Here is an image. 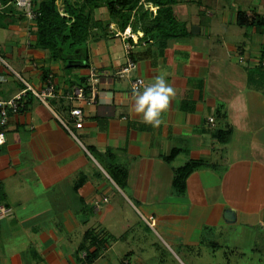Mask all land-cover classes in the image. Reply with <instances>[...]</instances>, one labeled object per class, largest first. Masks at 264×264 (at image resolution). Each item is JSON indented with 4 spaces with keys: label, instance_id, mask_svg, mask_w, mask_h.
Masks as SVG:
<instances>
[{
    "label": "crops",
    "instance_id": "1",
    "mask_svg": "<svg viewBox=\"0 0 264 264\" xmlns=\"http://www.w3.org/2000/svg\"><path fill=\"white\" fill-rule=\"evenodd\" d=\"M253 1L245 11L264 13V1ZM229 7L228 0H178L187 35L140 41L141 33L122 30L101 6L95 18L102 24L84 45L88 67L72 69L35 46L29 22L21 33L17 23L0 25L4 56L22 60L34 87L45 81L41 66L61 93L90 66L104 72L96 103L51 98L47 106L29 94L24 110L0 125V203L12 208L0 219V264H87L88 232L107 244L91 264H147L139 225L160 239L156 264H227L264 252V72L251 71L260 64L264 28L247 27L243 37L229 32L238 25V9ZM129 57L136 70L119 76ZM160 75L175 95L153 128L132 110L131 83ZM7 76L3 98L23 87ZM76 106L81 122L69 112ZM194 162L178 189L175 172Z\"/></svg>",
    "mask_w": 264,
    "mask_h": 264
},
{
    "label": "trees",
    "instance_id": "2",
    "mask_svg": "<svg viewBox=\"0 0 264 264\" xmlns=\"http://www.w3.org/2000/svg\"><path fill=\"white\" fill-rule=\"evenodd\" d=\"M1 1L6 5L10 0ZM32 1L34 9L38 12L35 21L30 24L36 39L35 46L48 50L52 59L63 61L68 69L88 67V50L84 45L92 29L102 24L95 18V11L101 6H106L109 15L116 20L122 30L127 25H131L133 31L141 33L140 41L184 36L188 32L186 22L179 20L174 10L178 0H82L79 5L71 0H64L62 10L58 6V0ZM147 4L157 6V10L147 8ZM14 10L18 11L13 5H8L3 12L0 11V22L11 16ZM236 22L239 26L263 29L264 13L256 10L248 13L238 9ZM41 68L42 77L45 80L50 71L44 66ZM252 68L251 71L264 72V45L260 64ZM85 82L86 77L82 78L79 85ZM225 133L228 135L229 132ZM198 164V162L188 163L177 169L175 185L178 189L184 190L185 177ZM88 241L89 246L82 251H86L85 262L91 264L99 256L100 251L107 247V244L105 239L98 238L93 232H88Z\"/></svg>",
    "mask_w": 264,
    "mask_h": 264
},
{
    "label": "built area",
    "instance_id": "3",
    "mask_svg": "<svg viewBox=\"0 0 264 264\" xmlns=\"http://www.w3.org/2000/svg\"><path fill=\"white\" fill-rule=\"evenodd\" d=\"M8 5H13L14 8L20 11L31 24L35 21L38 12L34 9L32 0H10L6 5L0 0V11L3 12V9ZM126 34L127 33L124 35ZM34 66H36V64H34ZM136 68V61L129 57L127 58L125 64L118 70L117 74L123 77L135 71ZM8 73H15L18 80L23 84V87L10 98L0 97V125H5L10 115L18 114L25 108L29 94L37 97L47 106H50L51 98H66L70 101H82L85 104L96 103L99 84L102 76L104 75V72L95 66H90L85 84L73 85L66 93H61L57 89V84L53 74L50 73L45 79L42 87L37 88L31 85L28 80L22 76V74L14 70L6 57L0 52V82L8 80ZM131 84L132 86L135 85L138 89H142L143 86L147 85L144 78L141 76L134 77ZM69 112L72 118L78 122H81L84 118V111L79 106L70 108ZM59 119L66 126V122L63 120V118L59 116ZM209 120L210 122H213L212 117H210ZM5 143V132L0 130V148ZM11 213V207L0 203V219L8 216Z\"/></svg>",
    "mask_w": 264,
    "mask_h": 264
},
{
    "label": "rangeland",
    "instance_id": "4",
    "mask_svg": "<svg viewBox=\"0 0 264 264\" xmlns=\"http://www.w3.org/2000/svg\"><path fill=\"white\" fill-rule=\"evenodd\" d=\"M262 1H264V0H260V3ZM71 2H74V4L79 5V4H81L82 0H71ZM254 2H256V1H253V0H228V3L230 5L229 8L234 10V11L239 9V8L242 10H248L249 7H252L251 5H253ZM260 5H262L263 6L262 9H264V3L262 2ZM58 6L62 10L64 7V0H58ZM102 7L104 8V6H102ZM195 7H196V9H195ZM195 7L192 8L191 11H192V13L197 15L199 7H197L196 5H195ZM26 20H27V18L20 11L14 10L12 12V15L9 16L8 18L2 19L0 24H3V26L7 27L10 22L17 23L19 25V29H17V33H21V30L24 29V27H26V22H29ZM29 24H31V23L29 22ZM28 27H29L28 33L31 35L32 27H30V26H28ZM247 29L248 28L245 26L241 27V26L233 23L230 25L228 31L234 32L235 35L243 37V32H246ZM5 34H6L5 30L0 29V42L3 44L1 46L4 47V48H2L0 46V52L3 55H5V51H6L4 49H7L6 46H8L6 44V41H5L6 40ZM6 59L8 60L10 65L14 68V70H16L17 72L22 74L25 79L26 78L28 79V77L25 75V73H22V71H21V67L23 65L22 60H19V59L16 60V59H14V57L13 58L12 57L11 58L6 57ZM9 74H10V80H11L10 82H12L14 84H16L18 82L20 83V81L18 80L15 73H9ZM35 87H37V86H35ZM125 211H128V209L124 210V212ZM117 215L119 216V215H126V214H124L122 211L121 214H119V212H118ZM121 217L127 218V216H121ZM139 226H140L141 233H143L148 238V239H146V242H147L146 245L144 247H142L143 248V250H142L143 256L145 259L148 260L147 264H156L154 262V257L156 260V256H155L156 253L162 252L160 249V244H161L160 239L154 231L148 230L144 225H139ZM133 237L135 238V242H137L139 237H136V236H133ZM261 249H264V247H261ZM248 253H249V255H247V253H245L246 254L245 257H242L241 259H237L238 262L233 263L232 261H230V263H227V264H256L255 262H257L259 258H263V260H264V252H262V251H261L260 255H258V254L255 255V252H251V251H249ZM148 258H150V259H148ZM170 259L171 260H169V259L163 260L162 264H183L179 259H177L179 263H177V262L174 263L173 259L172 258H170ZM201 264H207V263L202 262ZM214 264H226V263L219 261L218 263H214Z\"/></svg>",
    "mask_w": 264,
    "mask_h": 264
},
{
    "label": "clouds",
    "instance_id": "5",
    "mask_svg": "<svg viewBox=\"0 0 264 264\" xmlns=\"http://www.w3.org/2000/svg\"><path fill=\"white\" fill-rule=\"evenodd\" d=\"M132 110L140 116L142 123L153 128L161 124V117L169 107L170 99L175 95L173 87L167 83L165 76H157L155 81L138 89L135 85L131 90Z\"/></svg>",
    "mask_w": 264,
    "mask_h": 264
}]
</instances>
